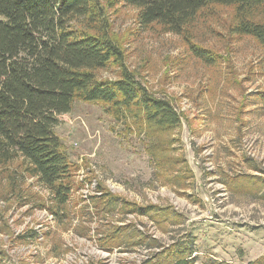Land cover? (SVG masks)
I'll use <instances>...</instances> for the list:
<instances>
[{
  "label": "rangeland",
  "instance_id": "1",
  "mask_svg": "<svg viewBox=\"0 0 264 264\" xmlns=\"http://www.w3.org/2000/svg\"><path fill=\"white\" fill-rule=\"evenodd\" d=\"M136 13L131 5L109 7L107 29L130 69L181 112L171 152L184 156L193 177L185 189L157 178L143 132L127 128L102 103L76 100L54 128L75 166L64 208L52 206L20 157L0 166V264H142L173 243L191 250L194 264H264L261 48L228 32L230 6H207L192 30V41L220 55L212 66L188 52L183 35L143 26ZM257 17L264 21V8ZM99 75L116 77L112 68ZM99 182L121 198L160 209L139 214L99 206ZM123 224L129 227L120 244L101 246Z\"/></svg>",
  "mask_w": 264,
  "mask_h": 264
},
{
  "label": "trees",
  "instance_id": "2",
  "mask_svg": "<svg viewBox=\"0 0 264 264\" xmlns=\"http://www.w3.org/2000/svg\"><path fill=\"white\" fill-rule=\"evenodd\" d=\"M118 3L135 7L143 26H161L183 35L188 52L208 66L220 62V55L192 41V30L207 6H230L234 16L228 32L258 43L263 52L258 67L264 74V21L257 17L264 0H0V166L20 157L25 173L47 189L56 208H64L70 199L75 166L54 128L59 115L68 113L76 100L102 103L127 128L143 132L157 178L185 189L187 179L193 177L184 156L171 152L178 140L173 131L181 124V112L130 69L120 41L107 29V9ZM110 68L115 78L99 75ZM258 96L264 99V92ZM97 189L99 206L120 205L124 213L139 214L160 209L121 198L100 182ZM128 227H113L100 240L101 246L119 245L122 230L124 235ZM186 248L173 243L142 264H194Z\"/></svg>",
  "mask_w": 264,
  "mask_h": 264
}]
</instances>
